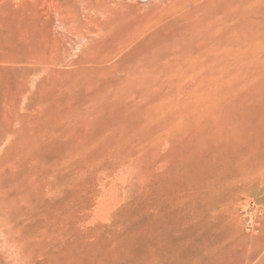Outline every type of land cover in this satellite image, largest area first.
<instances>
[{"label": "rangeland", "instance_id": "374dc122", "mask_svg": "<svg viewBox=\"0 0 264 264\" xmlns=\"http://www.w3.org/2000/svg\"><path fill=\"white\" fill-rule=\"evenodd\" d=\"M0 264H264V0H0Z\"/></svg>", "mask_w": 264, "mask_h": 264}]
</instances>
